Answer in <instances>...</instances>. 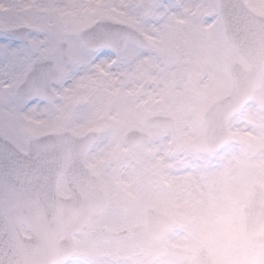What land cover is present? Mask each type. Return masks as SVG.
I'll return each mask as SVG.
<instances>
[{
  "label": "snow or ice",
  "instance_id": "obj_1",
  "mask_svg": "<svg viewBox=\"0 0 264 264\" xmlns=\"http://www.w3.org/2000/svg\"><path fill=\"white\" fill-rule=\"evenodd\" d=\"M0 264H264V0H0Z\"/></svg>",
  "mask_w": 264,
  "mask_h": 264
}]
</instances>
